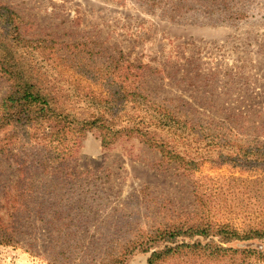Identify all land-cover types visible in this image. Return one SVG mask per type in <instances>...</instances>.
<instances>
[{
    "label": "rangeland",
    "instance_id": "1",
    "mask_svg": "<svg viewBox=\"0 0 264 264\" xmlns=\"http://www.w3.org/2000/svg\"><path fill=\"white\" fill-rule=\"evenodd\" d=\"M0 3L22 17L24 38L122 52L134 64L173 75L153 84L162 96L190 102L205 120L231 118L239 140L264 139V0H247L242 7L250 18L225 24L193 14L170 21L130 0ZM9 89L0 73V102ZM49 133L46 126L0 132L10 149L0 154V217L10 222L22 181H36L41 206L40 221L33 212L26 215L28 230L20 245L0 244V264H56L66 245L72 250L59 264H105L154 228L198 219L204 214L198 198L208 201L206 215L238 230L256 225L258 214L264 220V170L211 163L196 170L178 168L135 137L103 147L93 130L76 144L68 139L66 155L48 159V169L35 172L32 163L50 156ZM32 206L35 211L38 205ZM67 227L74 233L68 235ZM243 245L264 248V241ZM147 258L139 254L130 264H146Z\"/></svg>",
    "mask_w": 264,
    "mask_h": 264
},
{
    "label": "trees",
    "instance_id": "2",
    "mask_svg": "<svg viewBox=\"0 0 264 264\" xmlns=\"http://www.w3.org/2000/svg\"><path fill=\"white\" fill-rule=\"evenodd\" d=\"M109 1L123 4L127 0ZM130 1L146 12L159 11L170 21L190 14L221 24L250 18L242 7L247 0ZM25 25L14 9L0 3V73L10 84L0 102V132L9 127L41 131L45 126L51 131L50 156L32 163L35 172L48 169V159L65 156L68 139L76 144L78 137L93 130L100 133L103 147L135 137L178 168L196 170L211 163L264 170L263 138L239 140L231 118L205 120L190 102L159 94L153 84L164 83L172 74L164 76L158 69L134 64L122 52L107 48L85 50L79 44L28 40L23 34ZM7 152L10 149L0 141V154ZM19 183L23 192L13 200L10 222L4 223L0 217L1 245L22 243L28 230L26 215L33 212L40 221L36 181ZM197 201L204 205V214L198 219L154 228L105 264H130L139 254L148 256L146 264H222L228 258L231 264L264 262V248L243 245L264 241V220L258 212L257 224L241 231L206 215L211 211L206 209L208 201ZM33 204L38 205L35 211ZM65 232L74 233L69 227ZM60 249L56 264L68 259L65 255L72 246Z\"/></svg>",
    "mask_w": 264,
    "mask_h": 264
}]
</instances>
